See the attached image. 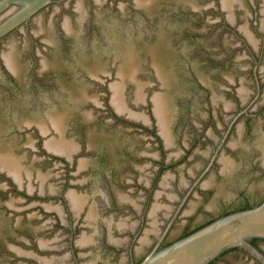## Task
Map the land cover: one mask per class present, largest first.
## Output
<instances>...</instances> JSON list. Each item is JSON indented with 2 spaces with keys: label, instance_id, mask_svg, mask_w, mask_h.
I'll use <instances>...</instances> for the list:
<instances>
[{
  "label": "flooded vegetation",
  "instance_id": "1",
  "mask_svg": "<svg viewBox=\"0 0 264 264\" xmlns=\"http://www.w3.org/2000/svg\"><path fill=\"white\" fill-rule=\"evenodd\" d=\"M137 1L53 0L0 37V154L21 168L0 169V264H136L264 201V0ZM210 264L264 260L232 248Z\"/></svg>",
  "mask_w": 264,
  "mask_h": 264
},
{
  "label": "water",
  "instance_id": "2",
  "mask_svg": "<svg viewBox=\"0 0 264 264\" xmlns=\"http://www.w3.org/2000/svg\"><path fill=\"white\" fill-rule=\"evenodd\" d=\"M52 1L53 0H0V14L5 10L9 9L13 11L16 8L11 15L0 21V37L18 27L32 14L47 6ZM87 1L88 0H71L72 3L78 4L77 9L83 5L86 6ZM137 2H139V5H144L149 3V0H138ZM228 2L229 0H224L226 5L229 4ZM4 56L7 61L12 58L11 52L6 53ZM244 65H249V62L245 61ZM135 69L136 67L133 66L130 71L131 74L135 73ZM239 79H241V86L244 85L251 89L249 77L239 76ZM214 82L215 79L212 83ZM241 86L239 85V87ZM113 90V103L119 110L123 111L121 100L117 96L121 90V82H116L113 86ZM154 110L159 125L162 128L161 130H164L163 135L169 144V138H167L165 133V128H167V109L166 104L163 103L162 95H156L154 97ZM57 126H59V124ZM171 135L175 141H178L176 134ZM47 145L48 148L62 153H67L66 151L68 150L66 145L59 143V141L55 139L48 140ZM22 155L24 156L23 153L19 154L20 157H22ZM16 160L19 161V158L12 156V154L7 156L1 153L0 169L14 175L15 178H19L21 168ZM77 205L78 204H76V206ZM152 223L155 225V221ZM158 223V230H156L154 234L152 233L154 229H151L150 226H145L143 232L139 235L142 244L148 242V245L145 246L146 251L151 249L157 241V238L162 235L168 222L159 221ZM252 238L264 239V201L258 205L219 216L204 226L167 245L162 246L164 239V236H162L156 245L136 264H210L219 257L220 254L232 248H244L264 260V256L260 251L250 243Z\"/></svg>",
  "mask_w": 264,
  "mask_h": 264
}]
</instances>
